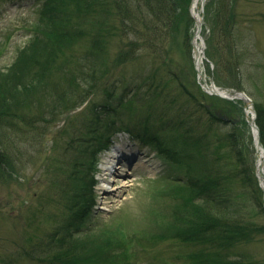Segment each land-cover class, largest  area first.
<instances>
[{
  "label": "rangeland",
  "instance_id": "1",
  "mask_svg": "<svg viewBox=\"0 0 264 264\" xmlns=\"http://www.w3.org/2000/svg\"><path fill=\"white\" fill-rule=\"evenodd\" d=\"M43 1L0 0V71L4 75L16 63L17 67H21L18 53L28 40L40 36L42 30L53 27L54 20H50L48 15L57 11L47 7L44 17H40L39 13L41 15L44 9ZM181 1L192 23L181 24L182 36H179L178 43L162 55L151 51L140 52L134 59L125 62L119 60L118 47L115 42L112 43L104 53L106 56H103L102 66L96 67L99 72L96 79L95 76L91 77L88 82H84L85 87L79 89L83 91L82 94L89 91L85 104L79 109H70L54 117L46 114L54 109L49 106L46 96L59 94L55 86L49 89L50 86L41 85L31 93L29 91V94L22 90L18 94L17 98L27 104L37 120L23 130L16 126L20 129L16 132L13 127L0 126V133L5 135L2 140L10 144V159L16 167L15 172L10 171L6 178L0 174V264H40L37 255L27 258L26 254H36L35 246L40 242L46 244L54 235H57L56 238L61 237L56 233L63 228L69 213L64 208V202L58 204L60 191L51 186L53 177L57 176L55 164L58 162L71 167L77 155L75 149L70 147L72 140L79 138L86 122L92 120L95 109L100 110V105L108 103L117 106L121 97H124L123 102L128 103L120 105L122 112L132 119V123L140 124L136 129L139 132L147 130L150 135L159 137L162 149L172 150L173 159L126 134L118 135L115 144L108 150L118 144L123 145L127 147V153L135 155L131 158L128 156L134 163L126 167L127 162L124 161L120 172L128 175L124 178L114 177L116 182L111 186L120 188L117 193L104 194L101 190L104 183L100 180L105 177L101 169L108 150L99 155L98 169L93 172L97 181L94 191L97 204L91 220L87 222L88 227L83 226L84 232L87 230L89 234L99 235L119 222L126 223L127 228L136 234L162 230L176 203L170 196L172 183L181 181L185 174L200 176L205 170L202 164L190 162V158H195V148L189 142V145L186 144L184 138L188 134H182V129L190 128L191 122L201 124L198 127L200 131L209 130L212 150L215 145L220 148L224 170L221 187L228 203L235 201L238 204L244 221L264 226V214L250 194L253 186L244 183L247 179H255L261 186L258 151L250 125L245 120L242 107L245 104L239 103L238 112L233 102L205 92L195 67L196 52L192 45L197 32L192 17L194 0ZM209 6L211 16L207 18ZM206 7L202 37L207 58L204 61L207 81L214 82L222 90L244 92L255 106L264 109V0H207ZM200 8L201 1L198 11ZM98 20V16L93 18L90 15L84 19L83 26L91 29L93 22ZM188 25L190 29L185 33L184 28ZM185 37L189 38V42ZM76 40L78 43L75 46L63 52L56 51L55 56L60 65L69 60L66 66H69L70 71L83 75L85 70L88 73L87 67L85 64L84 67H78L79 72L76 73L77 57H82L89 44L81 46L79 43L82 41ZM235 60L238 62L237 68L233 66L234 70H230L229 64L235 65ZM205 105L215 116V113L222 111L225 116L229 114L231 120L240 118L241 121L236 125L216 122ZM205 159L207 157L203 156L202 160ZM83 164L86 168V163ZM189 165L190 174L187 173ZM106 178L112 179L110 176ZM44 195L47 197L40 200ZM80 236L76 235L75 238ZM250 242L234 246L233 250L239 253L234 258H246L255 264H262L264 232L257 233ZM195 248L194 245L167 239L162 240L156 250L159 258L171 264H191L188 255L194 250L196 253L199 248Z\"/></svg>",
  "mask_w": 264,
  "mask_h": 264
},
{
  "label": "trees",
  "instance_id": "2",
  "mask_svg": "<svg viewBox=\"0 0 264 264\" xmlns=\"http://www.w3.org/2000/svg\"><path fill=\"white\" fill-rule=\"evenodd\" d=\"M181 3V0H44L45 11L42 9L39 16L44 17L47 7L57 11L48 15L50 20H54L53 27L42 30L40 36L32 37L19 51L20 68L16 63L8 70L7 75L0 71V126L13 127L15 132L30 127L37 117L32 115L27 104L17 96L21 90L29 94V91L31 93L41 85L50 86L49 89L55 86L59 93L46 96L49 106L54 108L50 110L51 113L46 114L54 117L82 107L89 91L82 94L83 91L80 92L79 89L84 88V82H88L91 77L95 76L96 79L99 74L96 67L102 66L103 56H106L104 53L114 42L121 62L134 59L140 52L151 51L157 55L165 53L182 36L181 24L192 23L188 10ZM210 6L207 18L211 16ZM90 15L93 18L98 16L99 20L93 22L91 29H87L83 22ZM188 28L190 29L189 25L184 28L185 33ZM76 39L82 41L79 43L81 46L89 44L82 57H77L76 73L79 72L78 67H84V64L87 67L88 73L83 69V75L70 71L69 66H66L69 60L60 65L55 56L56 51L63 52L75 46L78 43ZM185 39L189 42L188 37ZM237 64V61L235 65L230 63V70L233 66L237 68ZM120 99L117 106L108 103L100 105V110L95 109L92 120L86 122L79 138L72 140L70 147L75 149L77 155L71 167L58 162L55 164L57 176L53 177L51 186L60 191L61 199L58 204L64 202V208L69 214L61 231L56 233L61 237L56 238L57 235H54L46 244L40 242L35 246L36 254L30 252L26 257L33 258L37 255L40 264H171L164 258H159L156 250L162 240L168 239L199 248L196 253L194 250L191 252L194 254L188 255L191 264H255L246 258H234L239 253L233 247H239L244 242L251 243L257 233L264 232V226L244 221L238 204L235 201L228 203L227 195L221 187L224 170L220 148L215 145L212 150L209 130L200 131L198 127L201 124L192 122L190 128L182 129V134H188L183 138L186 144L189 142L195 148V158H190V162L202 164L205 170L200 176L185 174L181 181L172 183L170 196L176 203L162 230L154 232L151 229L152 231L136 234L127 228L126 223L119 222L116 226L104 229L99 235L89 234L87 230L84 232L83 226L88 227L87 222L91 220L97 204L94 194L97 181L93 172L98 169L99 155L112 146L118 134H127L173 159L172 150L162 149L159 137L150 135L147 130L139 132L136 129L140 124L132 123V119L126 117L120 105L128 103L123 102L124 97ZM234 106L240 112V108ZM204 107L211 113L212 120L227 124L208 110L207 105ZM256 109L257 124L264 144V109L259 105H256ZM44 121L48 122L45 118ZM145 125L149 126L147 123ZM4 136L0 133L2 178L8 177L10 171L13 173L16 168L10 159V144L7 145L2 140ZM226 145L230 147L229 144ZM203 156L207 157L206 162L202 160ZM83 163H86V168ZM188 168L187 173L191 171L190 165ZM244 183L253 186H250V194L264 214L263 195L257 181L247 179ZM46 197L44 195L40 200ZM79 234L82 236L75 238Z\"/></svg>",
  "mask_w": 264,
  "mask_h": 264
},
{
  "label": "bare ground",
  "instance_id": "3",
  "mask_svg": "<svg viewBox=\"0 0 264 264\" xmlns=\"http://www.w3.org/2000/svg\"><path fill=\"white\" fill-rule=\"evenodd\" d=\"M200 1L201 0H194V3H193V7H192V12L195 16L196 19H200V15H199V11H198V7H199V4H200ZM199 38H197L196 40V47H197V50H196V53H195V58H196V67L198 69V71L205 76V68H204V61H205V57H204V47L200 44V38L202 37V33L200 34V36H198ZM251 110L248 109V117L249 119L251 120ZM257 137V135H256ZM123 148L122 145L118 146L116 149H114V151L111 152V155H108L107 157H105L104 159V166H103V170H104V176L108 175L110 176L112 179L108 180L106 179V177H104V181H103V186L101 187V190L104 191V194H115L117 193V191L120 189V188H114L113 186H111V184H113L114 182H116V180L114 179V177H117V178H124L126 177V175L128 174H124L122 172H120L119 170L120 169H117L114 174L112 172L114 166L117 164V161L120 157V160L121 162H128V160L126 159V154H124L123 152L124 151H121ZM121 154V155H120ZM125 158V159H123ZM124 160V161H123ZM264 161V151H259L258 150V161H257V164H258V174H259V177L261 179V184L262 186H264V167L262 165ZM125 171V170H123ZM107 184L109 186H107ZM109 187V189H108ZM122 188V187H121Z\"/></svg>",
  "mask_w": 264,
  "mask_h": 264
},
{
  "label": "water",
  "instance_id": "4",
  "mask_svg": "<svg viewBox=\"0 0 264 264\" xmlns=\"http://www.w3.org/2000/svg\"><path fill=\"white\" fill-rule=\"evenodd\" d=\"M206 2H207V0H202V6H201V11H200L201 12L200 19H196L195 18L197 32H196V35H195L194 39L192 40V45L194 47L195 52L197 50V47L195 45L196 39L198 38V36H200V34L202 32V27H203V25L205 23V5H206ZM201 40L203 41L202 37H201ZM195 65H196V61H195ZM197 72H198L199 79L201 81H203L204 83H206L207 81H206L205 76L202 75L198 71V69H197ZM206 87H207L206 91L209 94H211V95L218 96V97H220L222 99H225V100H228V101H232L235 98H239V99H241V100H243L245 102V104H246L245 109H250L252 114H253L252 120L250 121V126L252 128L253 133L255 135H257V137L255 138L256 148L259 151H264V145L262 144L261 139H260V130H259L257 124H256V110H255L254 104L252 103V100L245 93H242V92H235V95L233 97L230 96L229 94L225 93V92H222V91L220 92V90L217 89L213 83H212V85H207ZM216 115L220 116L224 120H227V121L229 120V118L221 115L220 112H217ZM246 118L248 119V115L246 116ZM234 123H236V122H234ZM262 165L264 167V161H263ZM261 188H262V191H263V194H264V186H261Z\"/></svg>",
  "mask_w": 264,
  "mask_h": 264
}]
</instances>
